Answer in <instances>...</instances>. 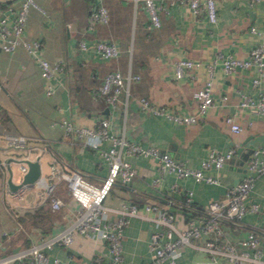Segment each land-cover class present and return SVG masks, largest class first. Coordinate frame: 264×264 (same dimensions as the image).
I'll return each instance as SVG.
<instances>
[{
  "label": "crops",
  "instance_id": "crops-1",
  "mask_svg": "<svg viewBox=\"0 0 264 264\" xmlns=\"http://www.w3.org/2000/svg\"><path fill=\"white\" fill-rule=\"evenodd\" d=\"M19 1L0 0V6H17ZM36 1L43 10L29 8L25 36L39 39V54L51 61L62 59L64 69L45 79L33 54L22 46L12 51L0 46V254L23 247L27 240L36 241L60 231L73 221L78 209V201L63 181L55 189L63 201L59 209L51 208L47 197L35 188L22 199L9 202L5 195L8 188L12 189L8 179L13 183L21 181L22 155L30 159L38 156L39 174L46 175L42 171L44 157L48 173L54 162L65 169H78L86 181L100 185L108 173L100 150L83 145L74 135H65L58 121L69 118L81 125L96 126L100 118L107 117L109 130L115 134L141 145L153 144L191 166H199L211 147L221 151L233 147L234 153L221 167L206 169L218 176V183L183 177L177 179L175 187V176L158 169V157L128 154L136 173L126 182L116 179L102 198L104 205L119 208L123 202H135L144 212L145 203H156L172 210L174 224L183 228L186 218L196 214L191 207L183 206L188 189L192 191L190 203L202 207L223 197L229 185L252 173L255 177L247 202H256L257 209L247 211L239 222L222 221L223 239L237 244L252 229L259 236L264 258V172L255 173L247 166L251 151L264 148V114L237 104L239 91L256 96L260 89L264 90V74L260 85L255 86L251 82L257 75L254 66L225 73L216 63L212 72L215 103L192 123L146 111L138 101L144 96L169 112H195L196 90L207 75L205 63L217 51L244 57L254 42L264 47L262 1L216 0L218 17L209 22L204 12L192 13L185 2L159 0L164 5L160 10L161 24L153 28L147 25L148 16L141 1L102 0L109 10V19L92 28L88 27L94 4L91 0ZM251 25L257 32L249 29ZM80 39L85 41V48L80 47ZM96 39L114 41L118 54L103 57L93 46ZM181 57L197 59L201 65L175 77L174 62ZM113 69L139 74L138 79L129 81L127 98L122 92L114 105L95 93L103 75ZM48 85L52 91L47 94ZM222 94L227 95L223 102ZM226 113L235 115L241 130H231L224 120ZM7 132L34 139L24 149L13 148L2 138ZM107 146L109 141L103 139L100 147ZM260 156L264 159V154ZM9 211H16L21 220ZM107 216L115 218L117 211L107 210ZM159 228L148 218L132 216L123 226V263L149 262L153 256L150 235ZM106 252L104 240L77 234L69 245L55 243L46 249L47 264H95L97 256L101 264H106ZM206 260V252L189 245L176 257L178 264H207ZM158 264L170 263L163 260ZM218 264L230 262L222 257Z\"/></svg>",
  "mask_w": 264,
  "mask_h": 264
},
{
  "label": "built area",
  "instance_id": "built-area-1",
  "mask_svg": "<svg viewBox=\"0 0 264 264\" xmlns=\"http://www.w3.org/2000/svg\"><path fill=\"white\" fill-rule=\"evenodd\" d=\"M141 1L147 12L148 23L151 28L161 24L160 10L164 5L159 0H134ZM185 2L192 13L204 12L209 22L217 20L216 0H179ZM258 0H250V3ZM264 7V0H261ZM35 6L40 10L43 8L36 0H20L17 6L8 4L0 6V46L5 51H12L22 46L26 51L33 54L37 59L40 75L49 79L57 72L63 71L62 59L49 60L39 54L41 42L37 38L29 39L25 36V24L29 8ZM109 19V10L102 0H94L89 11L88 27L92 28L95 23H106ZM249 29L257 32L255 26ZM79 45L85 48L83 39ZM95 50L103 57L115 56L119 52L117 44L108 39H96L93 44ZM216 63H219L225 73H231L238 68L254 66L257 75L253 76L251 82L258 86L264 74V47L260 42H254L247 56L240 57L231 53L217 51L215 55L205 63L207 75L202 84L197 88V107L192 113L169 112L164 106L152 104L146 97L140 96L138 101L142 109L151 113H164L173 121L180 123L196 122L205 115L214 102L212 72ZM201 65V61L188 57H181L174 62L173 72L175 77H181L185 71ZM139 74H124L119 69L107 71L98 85L95 93L103 96L111 104H116L119 95L124 92L125 97L129 93V81L138 79ZM52 88L48 85L46 93ZM239 107H246L256 113L264 114V90H259L257 95H251L239 91ZM221 101H225L226 94L220 95ZM224 120L229 124L232 131L241 130L233 113H226ZM65 135H74L82 141L83 145L98 148L100 154L106 160L108 173L100 185L92 184L83 178L78 169H65L58 163H51L50 172L46 175L39 174L32 181L20 182L17 186L5 192L6 198L18 201L22 199L31 188L39 189L47 197L51 208L59 209L63 205L62 199L56 195L55 189L59 181L67 186L68 192L78 201V209L73 221L60 231L31 241L28 245L18 249L0 254V264H47L48 257L46 249L53 244L69 245L77 234L94 239H102L106 242V264H124L122 255V232L123 226L132 216L148 218L160 228L154 230L150 235L149 246L153 250V256L149 262L144 264H158L167 260L170 264H178L176 257L187 245L201 249L207 253V264H218L224 257L230 264H264L259 236L250 229L245 236L235 242L223 239L222 221H241L247 211L257 209L256 202H247L255 174L249 173L236 183L229 185L223 197L209 201L206 205L194 206L190 203L192 191L188 189L187 197L183 201L185 205H191L196 211L195 215L186 218L183 228L174 224V212L163 208L156 203H145L144 212L139 211L135 202H123L119 208L109 207L103 204L102 198L109 186L119 179L126 182L132 179L136 171L126 157L128 154H140L158 157L157 165L160 172H170L175 176V187L177 179L192 177L195 180H205L218 183L220 180L215 174L206 169L210 167L219 168L229 159L234 148L229 147L221 151L215 147L209 148L207 154L201 159L199 166H191L181 160L174 158L168 151H159L153 144L141 145L128 141L124 135H117L109 130L110 120L107 117L100 118L96 126L81 125L69 118H61L58 121ZM7 146L24 149L27 147L31 136L7 132L2 135ZM103 139L109 141L106 148L100 147ZM264 148H254L248 159V169L255 173L264 172ZM22 157H27L22 155ZM22 160V158H20ZM20 169L25 172L27 164L21 162ZM157 178H154L155 182ZM117 211L115 218L107 216V210ZM200 211V212H199ZM202 238V240H201ZM57 258L55 259V261ZM95 264H101L99 256L95 257Z\"/></svg>",
  "mask_w": 264,
  "mask_h": 264
},
{
  "label": "water",
  "instance_id": "water-1",
  "mask_svg": "<svg viewBox=\"0 0 264 264\" xmlns=\"http://www.w3.org/2000/svg\"><path fill=\"white\" fill-rule=\"evenodd\" d=\"M22 160L27 164V169L22 174V178H21L20 182L34 180L40 173L38 156L34 159L24 157V158H22ZM8 182L12 188H14L15 186H17L20 183V182L19 183H13L10 178L8 179Z\"/></svg>",
  "mask_w": 264,
  "mask_h": 264
},
{
  "label": "rangeland",
  "instance_id": "rangeland-1",
  "mask_svg": "<svg viewBox=\"0 0 264 264\" xmlns=\"http://www.w3.org/2000/svg\"><path fill=\"white\" fill-rule=\"evenodd\" d=\"M41 161H42V171H43V173L47 174V173H48V166H47V164H46L47 162H46V160L44 159V157H43V159H42ZM14 168L16 169V172L20 175V171H18L16 165H14Z\"/></svg>",
  "mask_w": 264,
  "mask_h": 264
},
{
  "label": "trees",
  "instance_id": "trees-1",
  "mask_svg": "<svg viewBox=\"0 0 264 264\" xmlns=\"http://www.w3.org/2000/svg\"><path fill=\"white\" fill-rule=\"evenodd\" d=\"M93 3H94V0H91ZM93 6V5H92ZM92 8V7H91ZM89 16V15H88ZM183 206H186V207H184V208H187V207H189L188 205H183ZM9 212H11L12 214H10L11 216H13L15 219L17 218L19 221L21 220V217H19L18 216V214L16 213V211H9ZM31 242V240H27V243H25V245H28L29 243ZM25 245H23V246H25Z\"/></svg>",
  "mask_w": 264,
  "mask_h": 264
}]
</instances>
